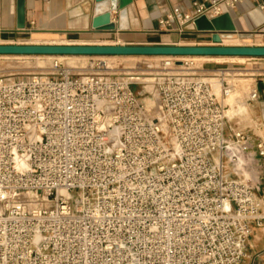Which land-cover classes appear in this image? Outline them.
Here are the masks:
<instances>
[{"label": "built area", "instance_id": "1", "mask_svg": "<svg viewBox=\"0 0 264 264\" xmlns=\"http://www.w3.org/2000/svg\"><path fill=\"white\" fill-rule=\"evenodd\" d=\"M244 1L174 8L159 25L200 33L198 19ZM197 60L162 57L158 118L129 78L57 61L0 79V264L244 263L264 225V146L230 125V76L201 77Z\"/></svg>", "mask_w": 264, "mask_h": 264}, {"label": "crops", "instance_id": "2", "mask_svg": "<svg viewBox=\"0 0 264 264\" xmlns=\"http://www.w3.org/2000/svg\"><path fill=\"white\" fill-rule=\"evenodd\" d=\"M18 2L0 0V45H23L14 42L30 38L37 42H52V45L56 42L94 45L93 41L106 39L114 42L112 45L121 46H214L209 33L166 32L159 25V21L174 8L189 12L203 0H134L127 8V30H120L119 13L112 14V21L117 24L116 33H97L93 29L94 0H25L26 29L19 31ZM229 14L236 34L221 35L225 46L264 47V0H245ZM217 59L230 58L212 57L207 61ZM234 59H247L264 66V58ZM255 90L259 98L254 102L249 99L246 110H235L234 107L233 128L249 136L253 152L257 154V146H264V79L256 80ZM262 179L264 191V169ZM243 264H264V225L254 228Z\"/></svg>", "mask_w": 264, "mask_h": 264}, {"label": "rangeland", "instance_id": "3", "mask_svg": "<svg viewBox=\"0 0 264 264\" xmlns=\"http://www.w3.org/2000/svg\"><path fill=\"white\" fill-rule=\"evenodd\" d=\"M23 45H52V42H40L27 38L23 41L14 42ZM67 43V42H63ZM56 45H62L56 42ZM69 44L76 45L71 42ZM94 45H112L114 42L106 39H98L92 42ZM218 58V57H217ZM210 58L197 60V74L208 79H217L221 73L230 76V81L235 85V94L225 104H228L227 113L231 126L235 127L234 107L246 110L250 94L255 90L256 80L264 79V66L257 62H250L247 59H217L207 61ZM57 60L65 69L75 75H90L104 73L120 78H131L129 74L135 75L139 80V85L135 90L142 94V100L146 104L152 116L158 118L162 108L159 100L154 95L150 79L153 75L160 72L161 61L155 57H116L115 59L105 60L101 57H54V56H0V79L21 78L31 75H48L53 73V67ZM98 62H104L108 70L99 71L96 66ZM145 81V82H144ZM217 82V80H214ZM217 94L220 96V89ZM145 90V91H144ZM146 92V95L144 94ZM150 101V102H149ZM232 106V107H231Z\"/></svg>", "mask_w": 264, "mask_h": 264}, {"label": "water", "instance_id": "4", "mask_svg": "<svg viewBox=\"0 0 264 264\" xmlns=\"http://www.w3.org/2000/svg\"><path fill=\"white\" fill-rule=\"evenodd\" d=\"M93 29L97 33H116L112 14L119 13L120 30L128 29L127 8L134 0H94ZM126 20L127 26L124 27ZM197 31L212 35L214 46H121V45H0V56L54 57H220L264 58V47L225 46L222 34H236L230 14L210 22H196ZM26 29L25 0L18 2V30Z\"/></svg>", "mask_w": 264, "mask_h": 264}, {"label": "bare ground", "instance_id": "5", "mask_svg": "<svg viewBox=\"0 0 264 264\" xmlns=\"http://www.w3.org/2000/svg\"><path fill=\"white\" fill-rule=\"evenodd\" d=\"M124 27L127 26V22L126 20L124 21ZM74 57H82V56H74ZM102 59H105V60H111V59H115L116 57H101ZM155 58H158L160 61L162 60V57H155ZM203 58H212V57H197L198 60H201ZM58 61V60H57ZM181 61V60H180ZM59 62V61H58ZM128 76H133L131 78H129L130 80H134V81H138L139 79L135 77V75H132V74H129ZM139 82V81H138ZM145 82V81H144ZM219 90V89H218ZM235 92L229 97L231 98L232 96H234ZM229 98L227 100H229ZM150 102V101H149ZM226 102V101H225ZM228 105V104H227Z\"/></svg>", "mask_w": 264, "mask_h": 264}]
</instances>
